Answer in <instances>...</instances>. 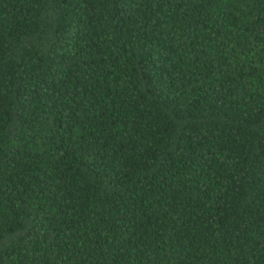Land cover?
Returning a JSON list of instances; mask_svg holds the SVG:
<instances>
[{"label": "trees", "instance_id": "1", "mask_svg": "<svg viewBox=\"0 0 264 264\" xmlns=\"http://www.w3.org/2000/svg\"><path fill=\"white\" fill-rule=\"evenodd\" d=\"M0 264H264V0H0Z\"/></svg>", "mask_w": 264, "mask_h": 264}]
</instances>
